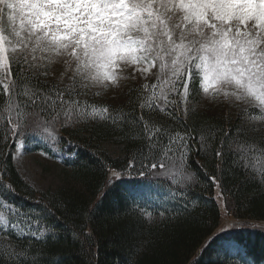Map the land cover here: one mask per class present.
Returning a JSON list of instances; mask_svg holds the SVG:
<instances>
[{"label": "snow or ice", "instance_id": "obj_1", "mask_svg": "<svg viewBox=\"0 0 264 264\" xmlns=\"http://www.w3.org/2000/svg\"><path fill=\"white\" fill-rule=\"evenodd\" d=\"M125 83L135 84L137 95L123 119L113 122L112 116L122 110L88 103ZM197 96L236 113L237 123L227 132L219 129L218 146L210 147L216 139L211 128L187 123ZM0 118V153L13 167L31 150L28 143L45 158L63 159L64 152L78 158L59 128L99 119L134 145L118 170L109 169L111 180H123L125 173L155 177L187 212L189 182L200 175L189 171L192 155L211 151L264 195V168L258 177L255 170L256 159L264 158V0H0ZM61 143L64 148L53 147ZM7 172L0 168V199L6 202L0 208L7 213L0 212V264H63L34 250L33 241L59 238L58 225L9 200L17 193L5 182ZM209 180L227 210L222 177ZM120 203L139 211L141 201L129 191ZM238 223L217 228L201 250ZM233 250L239 260L224 255L217 264H254L239 246Z\"/></svg>", "mask_w": 264, "mask_h": 264}, {"label": "trees", "instance_id": "obj_2", "mask_svg": "<svg viewBox=\"0 0 264 264\" xmlns=\"http://www.w3.org/2000/svg\"><path fill=\"white\" fill-rule=\"evenodd\" d=\"M125 84L122 93L118 96L115 93L113 100L106 91L99 97L90 96L88 103L99 101L112 109L122 110L113 111L112 116L113 122L123 119L133 107L130 98L135 100L137 95L132 91L135 84ZM192 103L196 111L190 114L187 123L196 128H211L216 139L210 142V147L218 146L223 132L237 123L235 111H230L227 105L214 106L200 96L195 97ZM2 125L0 118V127ZM221 128L223 132H219ZM59 134L66 141H71L72 152L80 155L77 158L62 153L61 168L66 177L54 191L42 192L34 188L16 163L14 167L11 161L5 164L0 153V168H8L5 182H11L17 193L9 196V200L15 201L25 211L43 212L47 223L58 225L59 238L49 239L47 244L33 241L34 250L42 249L46 257L53 261L61 260L63 264H217L224 255L233 262L239 260V256L224 249L228 245L239 246L245 258L254 264H264V230L247 225L228 229L207 251L201 250L207 237L220 227L223 218L217 190L210 182V176L222 177L224 195L231 207L228 210L230 216L264 221V195H261L259 185L245 183L244 173H233L211 151L192 155L189 171H199L200 175L189 182L188 211L183 212L172 203L170 186L155 177L145 180L135 173H125L123 180L110 183L109 169L118 170L134 145L105 121H80L59 128ZM30 144L37 149L34 143ZM107 145L118 149V155L109 151ZM53 147L62 149L65 145L61 143ZM262 168L264 158L258 157L255 161L257 177ZM154 188L161 192H155ZM129 191L137 194L141 201L139 211L120 203L121 197ZM145 201L156 207H145ZM4 203L0 199V204ZM44 206L51 209L55 217L49 216ZM165 208L168 210L164 211ZM0 212L7 214L3 208ZM39 223L43 226L45 221L41 219ZM85 234H90V237ZM28 243L27 240L22 241L23 245ZM3 248L4 243L0 242V249ZM15 264L21 262L17 260ZM40 264H47V261Z\"/></svg>", "mask_w": 264, "mask_h": 264}, {"label": "rangeland", "instance_id": "obj_3", "mask_svg": "<svg viewBox=\"0 0 264 264\" xmlns=\"http://www.w3.org/2000/svg\"><path fill=\"white\" fill-rule=\"evenodd\" d=\"M125 85L126 84H122L118 88H112L111 91L113 92V90H116V94L118 96L119 93H122ZM109 95L110 99L113 100L114 94L110 92ZM203 101L205 100L203 99ZM107 149L112 153L118 155V149H115L114 147L112 148L111 145H107ZM52 156L53 154L45 158L43 155H41L40 149H38L37 151L25 152L22 156H19L15 162L19 166L21 173L36 189H39L42 192L50 190L54 191L56 190V188L60 187L63 184L66 174L62 170L59 161L55 160ZM218 202L222 208L223 215L220 227L223 225V227L228 228V225L231 224L233 220H236L240 223H238L237 226L231 228H238L240 227V225H249L252 227L264 229V227H261V225H264V221H249L232 217L228 212L231 207L227 208L226 210L224 207L225 202L223 200H218ZM244 221H246L247 223H243ZM232 252L235 251L233 250Z\"/></svg>", "mask_w": 264, "mask_h": 264}]
</instances>
